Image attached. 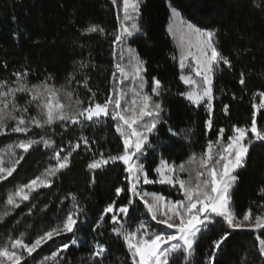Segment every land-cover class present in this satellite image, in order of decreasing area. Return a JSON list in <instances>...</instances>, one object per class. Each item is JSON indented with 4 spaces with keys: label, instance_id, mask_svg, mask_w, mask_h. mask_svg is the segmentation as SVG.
<instances>
[{
    "label": "trees",
    "instance_id": "16d2710c",
    "mask_svg": "<svg viewBox=\"0 0 264 264\" xmlns=\"http://www.w3.org/2000/svg\"><path fill=\"white\" fill-rule=\"evenodd\" d=\"M173 8L183 20L201 29L218 30L216 46L231 62V68L221 64L214 77L211 130L206 128L205 121L209 116L205 106L192 105L179 95L187 87L180 80L179 50L169 33ZM141 13V31L133 36L128 45L145 61L146 91L150 92L153 77L161 81V96L157 99L162 101L165 109L162 113L164 122L150 137L154 149H148L142 159L149 178L155 180L154 169L161 159L179 164L192 153L200 154L208 140L217 138L221 127L225 128V140L231 134L232 125L250 127L254 111L252 103L258 104L260 99L254 93L264 91V7L256 8L253 0H143ZM91 23L103 26L107 34L83 33L82 30ZM118 27L117 9L111 0H0V79L12 81L15 79L12 75L14 71L29 69L28 80L31 83H37L50 74L55 85L60 87L73 71L75 61L90 59L95 65L88 70L90 86L94 91L99 90L97 99L103 101L111 88V42ZM173 56L177 59L174 60ZM241 72L245 78L243 85L239 83ZM74 87L78 88L81 98L87 100L90 96L87 89L82 85ZM26 99L25 94L17 97L20 104H24ZM224 105H228L227 115L222 110ZM256 119L258 128L264 130V109L257 112ZM62 131L59 125L48 129L49 134L55 133L53 138L58 145L62 142V146L70 140L75 142L82 131L90 140H95L91 144L92 150H85L81 145L73 153L70 166L58 174L50 188L34 193L29 201L23 202L0 223V244L9 236L20 234L30 242L47 227L54 226L63 215L62 210L71 207L64 197L72 192L86 210V216L82 218L85 223L78 225L80 230L75 236L63 234L44 244L28 258V264H51L44 258L56 251L61 241L70 242L73 238L79 243L64 253L69 264H85L97 239L110 250L104 264H121L126 249L110 231L112 214L105 216L102 228L94 230V223L109 203L115 201V208L127 204L129 193L125 191L116 195V188L126 186L124 166L117 162L95 171L87 167L94 154L104 152L108 155L122 151L114 122L106 120L103 125L89 124L83 129L69 126L63 136L60 134ZM39 132L40 129L34 128L29 135ZM22 138L23 134L17 133L0 135V150ZM50 155L51 150L42 145L25 154L13 176L0 182V210H3V201L16 186L27 183L44 170ZM180 175L186 178V174ZM236 175L238 180L231 190V206L238 218H242L249 208L253 215L264 211L259 207L264 196L258 192L264 185V142L252 144L245 167L238 169ZM144 189L171 200L182 198L178 187L152 183ZM129 219L132 222H148L152 226L150 231L164 229V226L151 221L139 198H135L129 208ZM131 226L135 228L136 225L132 223ZM226 227L222 220H218L198 238L194 258L198 264H205L211 252V241L222 235ZM229 231L231 235L217 251L213 264H240V258L245 253L260 264L254 246L258 244L257 236L264 238V229L258 232ZM101 232L103 235H100Z\"/></svg>",
    "mask_w": 264,
    "mask_h": 264
},
{
    "label": "snow or ice",
    "instance_id": "6c2138e0",
    "mask_svg": "<svg viewBox=\"0 0 264 264\" xmlns=\"http://www.w3.org/2000/svg\"><path fill=\"white\" fill-rule=\"evenodd\" d=\"M111 3L118 8L119 27L111 42V88L103 101L97 99L99 90L94 91L90 86L88 70L95 68L90 59L75 61L73 71L60 87L55 85L54 77L50 74L37 83H31L28 80L29 69L14 71L12 75L15 79L12 81L0 79V135L17 133L24 136L0 150V182L13 176L30 150L41 145L51 150L49 164L44 170L27 183L16 186L7 195L3 201V210H0V223L23 202L29 201L34 193L50 188L58 174L70 166L73 153L81 145L85 150L91 151V144L95 143V140H90L81 131L75 142L70 140L67 145L62 146V142L58 145L53 138L55 133L49 134L48 129L54 125H59L64 131L73 125L83 129L89 124L98 126L111 120L114 122L117 139L122 142V151L108 155L104 152L94 154L87 167L90 171H95L120 162L124 166L126 186L116 188V195L125 191L130 195L127 204L119 208H115V201L109 203L95 221L94 230L102 228L105 216L112 214L110 231L122 241L126 249V256L122 258L121 264H129V261L130 264H198L194 259L198 238L209 231L219 217L227 227L222 235L211 241V252L205 264H213L217 251L231 235L229 230L248 228L258 232L264 229V211L253 215L249 208L242 218H238L231 206V190L238 180L237 170L245 167L252 144L264 141V130L258 128L256 119L257 112L264 109V91L254 93L260 99L258 104L252 103L254 111L250 127L232 125L231 134L226 140L225 128L221 127L217 138L214 141L208 140L200 154L192 153L179 164L161 159L154 169L157 179H150L142 159L148 149H154L150 137L158 131V125L164 122L162 113L165 109L162 101L157 99L161 96L162 85L158 78L153 77L151 90L146 91L148 81L144 75L145 61L127 43L129 37L141 31L139 21L143 0H119V3L118 0H111ZM253 5L256 8L264 7L262 0H253ZM172 14L179 20L181 33L180 80L188 86L179 95L192 105L205 106L209 116L205 124L211 130L215 99L214 77L221 64L231 68V62L216 46L218 30L201 29L179 18L175 8L172 9ZM82 32L107 34L103 26L95 23L89 24ZM173 59L177 57L173 56ZM185 72L194 75L184 74ZM239 83H245L243 72ZM74 85H82L87 89L90 93L87 100L81 98ZM20 94L27 97L24 104L18 103L17 97ZM222 110L227 115L228 105H224ZM34 128L40 129V132L29 135ZM64 131L60 133L62 136ZM249 132L252 134L251 138ZM181 173L186 174V178H182ZM152 183L172 187L178 185L182 198L171 200L161 194L142 191V184ZM258 192L264 196V185ZM137 197L143 201L151 221L164 226L163 230L150 231L152 226L144 220L130 221L129 208ZM145 197H151L152 201L149 202ZM64 200L69 201L71 207L62 210L63 215L58 218L57 223L47 227L34 240L26 241L24 235L20 234L9 236L0 244V264H28V258L43 244L54 241L63 234L71 233L75 236L80 230L78 225L85 223L82 218L86 216V210L80 205L75 193H67ZM259 207L264 209V201ZM132 223H135V228L131 226ZM257 241L254 249L258 253L260 264H264V238L257 236ZM78 243L75 238L70 242L61 241L57 250L44 260L51 264H69L64 253ZM109 251L105 243L95 240L85 264H104ZM240 264L256 262L245 253L240 258Z\"/></svg>",
    "mask_w": 264,
    "mask_h": 264
},
{
    "label": "rangeland",
    "instance_id": "374dc122",
    "mask_svg": "<svg viewBox=\"0 0 264 264\" xmlns=\"http://www.w3.org/2000/svg\"><path fill=\"white\" fill-rule=\"evenodd\" d=\"M118 3H119V0H118ZM116 9H117V11H118V8L116 7ZM177 12V14H178V16H179V18H181V19H183L182 17H181V15H180V13L178 12V11H176ZM172 29V31L170 32L169 31V33H170V35H171V37H172V39L174 40V42H175V44L177 45V48H178V50H179V55H180V51H181V33H180V25H179V20L176 18V17H174L173 16V14H172V16H171V20H170V25H169V29ZM137 34V33H136ZM136 34H134V35H136ZM133 35V36H134ZM133 36L132 37H129L128 38V40H127V43L129 44V41L133 38ZM129 46V45H128ZM184 74H187V75H194V74H192V73H188V72H185ZM198 79V78H197ZM186 86V85H185ZM186 87H188V86H186ZM146 88H147V85H146ZM252 136V134L249 132V136ZM256 142H264V141H256ZM149 185H152V184H142L141 185V188H142V191H144V192H147L145 189H144V187L145 186H149ZM166 185V184H165ZM170 186V185H169ZM176 187H178L179 188V186L177 185ZM138 198V197H137ZM145 199H148L149 200V202H151L152 201V198L151 197H145ZM143 202V201H142ZM160 218H163V217H160ZM218 220H222L221 218H219V217H217L216 218V221H218ZM155 222V221H154ZM162 226V225H161ZM238 230H243V231H254V232H257V231H255V230H252V229H248V228H244V229H238ZM260 231V230H259ZM44 245V244H43ZM42 245V246H43ZM41 246V247H42ZM38 250V249H37Z\"/></svg>",
    "mask_w": 264,
    "mask_h": 264
}]
</instances>
